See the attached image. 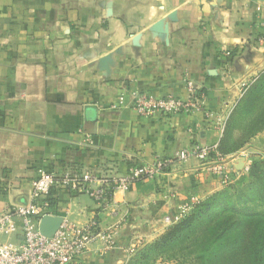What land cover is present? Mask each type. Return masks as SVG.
<instances>
[{
    "label": "crops",
    "instance_id": "obj_1",
    "mask_svg": "<svg viewBox=\"0 0 264 264\" xmlns=\"http://www.w3.org/2000/svg\"><path fill=\"white\" fill-rule=\"evenodd\" d=\"M262 38L264 0H0V213L29 204L42 172L112 182L193 144H219L217 120L264 66ZM187 78L211 119H146L130 108L136 92L187 98ZM121 96L125 108L116 107ZM250 152L264 155V136L229 161L236 171ZM216 166L175 161L116 190L107 209L52 188L54 217L95 218L114 243L98 240L74 264H124L131 247L164 232L167 217L221 189Z\"/></svg>",
    "mask_w": 264,
    "mask_h": 264
},
{
    "label": "built area",
    "instance_id": "obj_2",
    "mask_svg": "<svg viewBox=\"0 0 264 264\" xmlns=\"http://www.w3.org/2000/svg\"><path fill=\"white\" fill-rule=\"evenodd\" d=\"M260 44L264 45V38L260 39ZM185 85L187 91L185 99L171 96L157 98L150 93L136 92L132 95L133 100L129 106L140 117L146 119L154 118L158 114L167 116L205 114L206 118L211 119L213 115L205 110L206 95L200 87L188 78ZM248 87V81L240 82V94ZM116 107H127L123 96L119 98ZM223 123L217 120L221 134ZM235 159H238V155L222 156L218 151V144L210 146L193 144L176 152L174 158L133 166L125 175L112 182L98 173L83 175L79 172H70L57 176L42 172L33 182L29 204L0 213V264H74L82 259L98 240H104L109 248L113 247L111 236L104 234L95 218L84 225L62 218L59 230L52 237H45L40 233L39 224L42 218L54 216L51 202L48 200L54 187H65L71 192L86 194L101 209H107L116 190H127L135 182L162 176L175 161L186 163L196 160L204 164H208L209 161L215 162L218 166L212 169L213 172L221 178L223 185H229L239 174L229 162ZM198 202L192 198L181 209L180 215L174 219L167 217L166 223L178 221Z\"/></svg>",
    "mask_w": 264,
    "mask_h": 264
},
{
    "label": "trees",
    "instance_id": "obj_3",
    "mask_svg": "<svg viewBox=\"0 0 264 264\" xmlns=\"http://www.w3.org/2000/svg\"><path fill=\"white\" fill-rule=\"evenodd\" d=\"M255 88L256 90L253 92L255 95L251 98L258 97L259 95L257 94L262 93L264 85L260 83ZM248 133L245 130L242 135ZM228 135L229 129L218 144L219 153L225 157L236 154L248 140L247 138L240 143L234 141L233 147L228 148ZM252 162L250 168V178L252 181L245 187L244 190L246 192L244 194L234 197L228 195V191L223 190L200 200L193 206L187 216L168 228L149 249L142 251L139 254L140 259L146 261L153 254L180 250L187 252L190 257L198 253L195 263L216 264L219 257L233 251H238L241 246L243 247L244 242L255 246H262L264 244V236L260 241H252L251 230L254 227L248 226L253 224L254 221L260 223L264 219V212H257L258 206L256 205V202L260 201L264 206V160H252ZM48 200L51 202L53 208L54 201L51 194H49ZM226 215L231 218V222L227 225L224 224V227L219 231H213L212 226L219 224V219ZM219 243L223 245V248L220 250L222 251L221 254L216 256L218 253L217 245ZM262 249L261 247L260 250L262 251ZM261 260V257L256 259L255 254H253L251 264H262Z\"/></svg>",
    "mask_w": 264,
    "mask_h": 264
},
{
    "label": "rangeland",
    "instance_id": "obj_4",
    "mask_svg": "<svg viewBox=\"0 0 264 264\" xmlns=\"http://www.w3.org/2000/svg\"><path fill=\"white\" fill-rule=\"evenodd\" d=\"M248 82V89L244 92H241L239 98L231 105L228 116L223 123L222 137L229 129V135L227 136L228 148L233 147L234 141L240 143L248 138L246 144L236 154H232L233 156H237L239 153L249 149L254 139L264 136V90L261 94H257L259 95L258 97L251 98L255 95L253 93L256 90L255 87L260 83L264 85V66ZM245 130H247L249 133L242 135ZM249 136H251V138H249ZM251 155L252 156H246L248 162H245V160L244 162L241 161V164L243 165H239L238 167L240 172L233 178V182L231 184L223 185L221 189L207 197H210L217 192H222L223 190L228 191V195L234 197L236 195L244 194L246 192V190H244L245 187H247L252 181L250 178V168L253 163L252 160H264V155L262 153L252 152ZM248 194L251 195L252 193ZM256 205L258 206L257 212H264V206L262 205V202L257 201ZM187 214H189V212L183 214L182 217L174 223H167V227L164 232L153 241L142 242V244H137L134 247H131L128 250L127 259L125 260L124 264H198L195 263L197 261L196 256L198 253L190 257L188 256L187 252H182L180 250H174L172 252L167 251L162 254H153L149 256V259L146 261H142L139 255L142 251L149 249V247L154 244V242L157 241L168 228L182 220L185 216H187ZM219 220V224L212 226V230L215 232L224 227V224L227 225L231 222V218L227 215L223 216V218ZM248 227H254L251 230V240L260 241L264 236V219L260 223L254 221V223ZM261 247L263 248L262 251L260 250ZM221 248H223V245L219 243L217 245L218 253L216 256L221 254ZM253 254H255L256 259L261 257V262L264 264V244H262V246H255L249 244L248 242H244L243 247L241 246L238 251H233L219 257L216 264H251Z\"/></svg>",
    "mask_w": 264,
    "mask_h": 264
},
{
    "label": "water",
    "instance_id": "obj_5",
    "mask_svg": "<svg viewBox=\"0 0 264 264\" xmlns=\"http://www.w3.org/2000/svg\"><path fill=\"white\" fill-rule=\"evenodd\" d=\"M62 221L60 217L46 216L40 221L39 231L45 237H52L59 230Z\"/></svg>",
    "mask_w": 264,
    "mask_h": 264
}]
</instances>
